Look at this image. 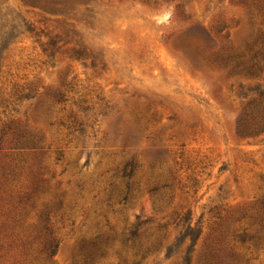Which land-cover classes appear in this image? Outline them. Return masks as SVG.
<instances>
[{"label": "rangeland", "instance_id": "1", "mask_svg": "<svg viewBox=\"0 0 264 264\" xmlns=\"http://www.w3.org/2000/svg\"><path fill=\"white\" fill-rule=\"evenodd\" d=\"M263 32L252 0H0V264L21 258L14 235L35 264H133L92 258L133 231L162 240L142 264H206L218 239L236 264H264V129L238 132L264 108V64L230 69ZM39 173L50 260H36L45 208L18 202Z\"/></svg>", "mask_w": 264, "mask_h": 264}, {"label": "trees", "instance_id": "2", "mask_svg": "<svg viewBox=\"0 0 264 264\" xmlns=\"http://www.w3.org/2000/svg\"><path fill=\"white\" fill-rule=\"evenodd\" d=\"M246 1L247 0H243V2ZM252 2L257 5L260 11L264 13V0H252ZM201 28L202 29H200L199 31L198 29H194L193 34L194 36H199L205 39V50L207 52H210L212 56L223 58V60L231 59V54H223V48H220V50L218 51L214 49L211 43L212 41H214L213 35L205 27ZM256 45L257 47L253 49L254 52L249 60L234 61L230 69H235L239 68L241 65H246V68L244 70H247L250 74H254L256 71L261 69V65L264 64V32L258 38ZM215 60L217 61V59ZM227 66H229V63L227 64ZM260 106L261 105H252L246 108L244 115L238 121V132L240 134L252 133L264 129V108L262 110L260 109ZM173 183L174 182H166L164 184V188L171 189L173 187ZM29 189L30 190L20 192V194L18 195V202L25 203L29 206V208L36 209L40 204L39 201L42 199L41 196L49 193L51 191V186L49 180L45 178L41 173H39L31 179V186L29 187ZM157 190L158 188H153L151 191L156 192ZM128 197L129 195L125 197V200H127ZM50 204V202H46L45 200L40 204L45 208L39 216L43 219V222H46L44 226L45 230H47L48 232V237L44 242V248L38 252L39 254L36 256V260H40V258H42V255H45V260H50L51 258L56 256L59 250L60 242L57 241L54 236V232H52L50 226H48L49 218L46 217ZM25 215L27 214H22L21 218L16 220L17 225L11 226L12 229H15L17 226H21L23 228L25 227L24 224L26 221H24L23 219L25 218ZM35 227L40 228V225H35ZM8 228H10V226ZM189 229L193 231L191 235L194 237L195 233L193 227L190 226ZM14 236L16 238L11 239L9 249H20L21 252L19 253V256H21V258L17 259V264H35L34 260L30 259L29 256V249H32V242L26 243L25 241L27 239H22L20 238V236L16 235ZM200 236L201 235H199L198 239L200 238ZM40 238L41 237H39V239ZM97 238L99 239V237ZM102 238L103 239L100 242L101 246L98 240L92 243V258L94 261L96 257L101 256L103 258H106L112 255L123 259V261L126 263L132 262L133 264H142V262L148 259L151 255L159 254L163 246L162 240L159 238L155 240L150 239L148 241L137 240L138 238L136 231H133L131 233V236L127 237L125 240H123V242H120V244H112L113 241L111 240V238ZM220 241L221 240L218 239L216 244L214 243V245L210 249L208 257L206 259V264H236L234 255L221 248V245L219 243ZM1 247H3V245ZM171 250V246H168L166 254L167 257L172 256Z\"/></svg>", "mask_w": 264, "mask_h": 264}]
</instances>
